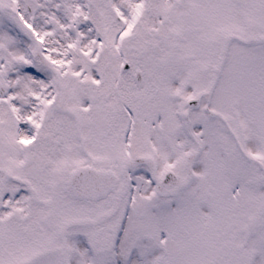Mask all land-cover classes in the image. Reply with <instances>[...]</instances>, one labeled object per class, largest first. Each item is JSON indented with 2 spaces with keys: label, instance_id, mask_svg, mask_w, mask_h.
<instances>
[{
  "label": "snow or ice",
  "instance_id": "6c2138e0",
  "mask_svg": "<svg viewBox=\"0 0 264 264\" xmlns=\"http://www.w3.org/2000/svg\"><path fill=\"white\" fill-rule=\"evenodd\" d=\"M0 264H264V0H0Z\"/></svg>",
  "mask_w": 264,
  "mask_h": 264
}]
</instances>
